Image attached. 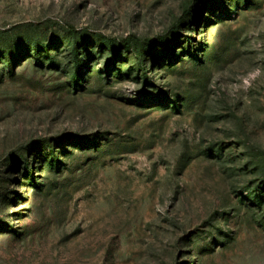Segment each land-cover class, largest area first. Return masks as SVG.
I'll list each match as a JSON object with an SVG mask.
<instances>
[{
  "label": "rangeland",
  "instance_id": "374dc122",
  "mask_svg": "<svg viewBox=\"0 0 264 264\" xmlns=\"http://www.w3.org/2000/svg\"><path fill=\"white\" fill-rule=\"evenodd\" d=\"M0 264H264V0H0Z\"/></svg>",
  "mask_w": 264,
  "mask_h": 264
}]
</instances>
